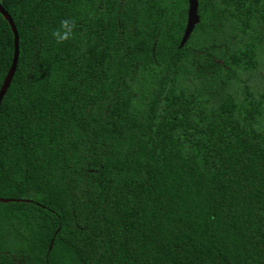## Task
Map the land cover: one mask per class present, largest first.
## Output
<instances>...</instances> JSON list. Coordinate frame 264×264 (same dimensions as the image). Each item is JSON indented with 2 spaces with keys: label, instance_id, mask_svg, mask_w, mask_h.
<instances>
[{
  "label": "trees",
  "instance_id": "trees-1",
  "mask_svg": "<svg viewBox=\"0 0 264 264\" xmlns=\"http://www.w3.org/2000/svg\"><path fill=\"white\" fill-rule=\"evenodd\" d=\"M0 2V264H264V0Z\"/></svg>",
  "mask_w": 264,
  "mask_h": 264
},
{
  "label": "water",
  "instance_id": "water-1",
  "mask_svg": "<svg viewBox=\"0 0 264 264\" xmlns=\"http://www.w3.org/2000/svg\"><path fill=\"white\" fill-rule=\"evenodd\" d=\"M199 6H200L199 0H189L188 20L180 47L185 46V44L188 42L189 38L191 37L192 33L194 32L196 26L201 21V17L199 15ZM0 13L5 17L7 21H9L15 36V52H14L13 62L4 80V83L0 89V105H1L17 71L19 57H20V35L12 15L5 9V7L2 5L1 2H0ZM0 200L7 203L15 199L0 198ZM52 247H53V243L50 246V250H52Z\"/></svg>",
  "mask_w": 264,
  "mask_h": 264
}]
</instances>
